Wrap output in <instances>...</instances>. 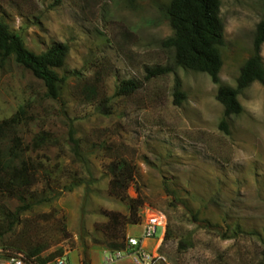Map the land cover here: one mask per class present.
Returning <instances> with one entry per match:
<instances>
[{
	"label": "rangeland",
	"instance_id": "rangeland-1",
	"mask_svg": "<svg viewBox=\"0 0 264 264\" xmlns=\"http://www.w3.org/2000/svg\"><path fill=\"white\" fill-rule=\"evenodd\" d=\"M171 1L0 0V16L29 50L39 54L56 42L69 45L58 69L64 81L57 99L14 57H0V122L25 109L28 123L18 130L25 145L42 130L60 142L24 156L45 163L31 192L52 200L22 214L0 249L24 234L35 237L33 244L50 243L42 258L52 257L54 264L62 257L67 264H104L114 253L102 229L107 214L130 213L128 202L110 191L109 165L124 158L135 167L127 195L144 200L141 223L127 227V242L130 229L141 237L147 209L161 213L165 232L168 225L174 232L150 251L154 264H262L264 84L256 81L241 91L242 113L227 118L217 93L221 85H237L264 21V0H221L219 83L178 66L174 50L165 47L174 34L167 14ZM261 55L264 61V43ZM157 66L171 71L148 79L146 68ZM124 80L140 87L116 95ZM92 84L99 96L89 102L82 87ZM177 84L186 93L181 105L174 98ZM103 99L107 113L100 109ZM225 118L228 132L221 128ZM71 130L81 155L69 140ZM5 202L11 210L21 206L16 199ZM162 233L159 225L152 244ZM179 236L188 248L179 246ZM129 248L127 243L123 260L131 258Z\"/></svg>",
	"mask_w": 264,
	"mask_h": 264
},
{
	"label": "trees",
	"instance_id": "trees-1",
	"mask_svg": "<svg viewBox=\"0 0 264 264\" xmlns=\"http://www.w3.org/2000/svg\"><path fill=\"white\" fill-rule=\"evenodd\" d=\"M220 11L221 0H172L167 8V14L174 34L164 42L165 47L174 50L175 63L178 66L207 73L215 83H219V75L223 67L222 48L225 45L224 24ZM263 43L264 21L257 27L253 53L242 65L237 85H221L218 89L217 100L224 106L226 118L242 113L243 106L239 100L241 91L256 81L264 84V61L261 55ZM68 53L69 45L64 42H56L39 54L29 50L23 39L13 33L0 16L1 60L14 57L17 64L30 70L44 82L49 97L53 99H57L60 95L64 78L60 76L58 69L64 67ZM146 71L147 78L150 79L166 74L171 69L157 66L147 67ZM139 87L136 80H124L116 95H131ZM82 88L85 100L94 102L98 99L99 92L95 84L84 85ZM174 98L177 105H181L186 99V93L181 90L179 84L174 88ZM99 104L100 109L107 113L106 99L101 100ZM226 118L222 120L221 128L228 132ZM28 119L27 111L21 109L12 117L0 122V240L14 232L22 214L39 203L52 200L46 193L39 198L31 192V188L38 181L39 170L46 169L45 163L37 164L36 160L26 159L24 156L28 151H38L49 145H58L60 142L52 133L42 130L34 136L31 143L25 145L18 130L22 124L28 123ZM8 135H11V144L4 148V140ZM69 140L73 143L77 155H81V143L74 137L73 130ZM109 170L112 174L111 193L126 200L130 210L129 215L109 212L108 221L102 227L110 240L107 248L115 252L127 249V227L141 223L140 211L144 200L127 195L135 173V167L130 161L124 158L117 159L109 165ZM6 199H16L21 206L11 210L5 202ZM194 219L199 221L197 216ZM204 222L210 227L209 222L206 220ZM173 233L171 226L168 225L163 244L174 237ZM33 239L35 237H29L28 240L26 235L21 234L19 241L11 243V246H5V249L23 252L33 259L35 264L49 263L52 257L42 258V254L51 244L40 242L33 244ZM179 246L183 249L188 248L189 243L186 238L179 236ZM62 253L61 251L60 254ZM262 264H264V251Z\"/></svg>",
	"mask_w": 264,
	"mask_h": 264
},
{
	"label": "built area",
	"instance_id": "built-area-1",
	"mask_svg": "<svg viewBox=\"0 0 264 264\" xmlns=\"http://www.w3.org/2000/svg\"><path fill=\"white\" fill-rule=\"evenodd\" d=\"M163 215L151 209L145 212L144 228L142 237L130 236L128 239V246L134 248L131 254L130 264H154L155 254L140 246L141 240L153 239L157 232L159 225L163 226ZM124 251H115L108 254L105 258L104 264H113L124 257ZM0 264H35V261L29 258L25 253L15 251L12 249H0ZM57 264H67L66 258L62 257L57 260Z\"/></svg>",
	"mask_w": 264,
	"mask_h": 264
},
{
	"label": "crops",
	"instance_id": "crops-1",
	"mask_svg": "<svg viewBox=\"0 0 264 264\" xmlns=\"http://www.w3.org/2000/svg\"><path fill=\"white\" fill-rule=\"evenodd\" d=\"M142 225H143V228H144V224H142ZM162 227H163V233H162V236H161L156 242H153V244H152V240L144 239V240H141V242H140V246H141L142 248L148 250L149 252H150V251H153V250H155V249H158V248H159V245H160V243H161V241H162V239H163V237H164V235H165V227H164V226H162ZM142 234H143V233H142ZM129 236L135 237V236L133 235L131 229L129 230ZM141 237H142V235H141ZM141 237H140V238H141ZM140 238H139V239H140ZM133 250H134V248H129V249H128V252H129V253H132ZM105 257H106V256H105ZM117 262H118V261H117ZM119 262H120V264H130V263H131V258L126 259V260H123V259H122V260H119ZM47 264H54V262H53V261H50V262L47 263Z\"/></svg>",
	"mask_w": 264,
	"mask_h": 264
}]
</instances>
